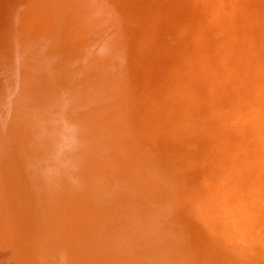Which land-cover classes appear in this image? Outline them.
I'll use <instances>...</instances> for the list:
<instances>
[{
  "label": "bare ground",
  "instance_id": "bare-ground-1",
  "mask_svg": "<svg viewBox=\"0 0 264 264\" xmlns=\"http://www.w3.org/2000/svg\"><path fill=\"white\" fill-rule=\"evenodd\" d=\"M12 6L4 11L5 20L0 22V110L6 108L5 120L0 118V140L9 141L14 151L0 147L4 153L0 158V211L10 210L12 197L18 199L15 204L21 208L22 190L29 194L30 203H40L46 176L53 168L66 186L71 185L66 169L75 168L76 163L82 164L85 160L83 157L68 160L66 155L76 152L81 139L94 133L93 130L112 128L110 120L99 112L94 113L90 122L68 120L87 104L86 85L100 92L97 102L103 112H110L119 105L126 106L130 118L147 112L142 117L147 124L151 122L149 115H164L171 123L170 129L174 127L169 135L183 141L184 150L189 147L190 137H195L199 147L197 155L199 158L204 155L206 161L200 164L187 161L192 168L188 170L191 182L208 180L206 190H211L202 198L203 187L192 186L187 193L178 196L176 204L180 207L186 204L185 212L193 215L203 232L208 225L206 214L214 213L213 216L220 218L219 228L214 227L219 233L210 224L207 236L197 238L205 242L211 240L217 245V242L226 243V230L232 228L233 232V228L242 223L246 224L245 228L250 227L248 222L260 229L264 227V214L257 218L249 216L248 220L247 216L242 218L240 209L235 218L229 215L227 218L220 211L221 202L225 206H235L237 201L232 199L237 189L225 174L239 190L243 189L245 205L248 204L253 212L264 213V206L259 203L260 198L264 204V184L259 183L255 188L243 182L245 179L259 181L260 174L264 175V0H13ZM62 26L49 43V33ZM93 44H96V56H92L91 62L97 60V64L103 65L102 75L85 76L72 70L75 58ZM9 80L16 92L23 91L36 112L29 114L14 107L9 100L12 98ZM141 93L145 95L140 98L137 95ZM12 109L18 111L17 119ZM43 113L52 114L50 118L45 117L46 124ZM55 122L62 124L61 129ZM135 134L118 135L119 142L111 150L103 146L92 151L96 157L86 161L90 169H99L107 176L91 173L94 195L88 200L75 195L74 203L65 196L62 204V223L67 228L63 234L65 239L58 238L51 230L43 233L38 240L43 264H62L61 260L93 264L92 259H88L91 249L87 241L99 242L96 241L98 234L107 236L106 229L122 225L116 221L115 214H122L114 212L116 202L97 193L99 188L105 189L111 199L118 198L124 207L126 198L119 197L112 182L125 175L124 169L131 171L133 168L124 166V156L133 154L130 151L133 146L127 144L139 142L147 147L152 144L144 134ZM163 142L160 139L157 144ZM216 154L221 155L218 164L213 160ZM18 159L25 174L18 168L21 167ZM200 177L203 178L198 179ZM227 182L230 185L219 190L222 196L211 193L217 185ZM2 183H5V194ZM201 203L217 207L203 215ZM5 223L11 234L14 225L10 219ZM1 233L0 213V237ZM213 234L217 237L213 238ZM249 242L251 248L241 247L248 258L245 260L249 264H264V255L257 252L251 235ZM198 250L202 251L201 247ZM26 255L32 263L35 258L30 254L29 244ZM225 260L231 263L235 259L225 257ZM189 261L188 264H192Z\"/></svg>",
  "mask_w": 264,
  "mask_h": 264
},
{
  "label": "rangeland",
  "instance_id": "rangeland-1",
  "mask_svg": "<svg viewBox=\"0 0 264 264\" xmlns=\"http://www.w3.org/2000/svg\"><path fill=\"white\" fill-rule=\"evenodd\" d=\"M12 1L13 0L0 1L1 3L0 22L5 20L6 15L4 11L13 8ZM62 28L63 26L61 28L56 27L54 33L53 32L49 33L48 35L50 36L49 43L52 38L54 40L55 35L58 33V31H60V29L62 30ZM39 42L40 41H38V43ZM42 42L45 45L44 41ZM52 45H55L54 42L52 43ZM89 47L85 49L78 57L75 58L74 62L72 63L71 69L78 71L82 74H85V76L89 74L102 75L103 65L97 64V60L91 62L92 56H96L95 54L96 44L91 45L90 49ZM51 48H53V46H51L50 49ZM0 52H1V48H0ZM12 83L13 82L9 80V90H11L12 93V98H9V100L13 101V104L15 105L14 107H16L17 110L20 109L21 111L28 112L29 114L36 112L37 110L33 108L32 105L29 104L27 98L23 95L22 93L23 91L16 92L12 86ZM84 91L86 96L88 97L87 104L84 105L82 108L76 110L74 117H70L68 118V120H73L74 122L75 121L79 122V120L81 122L82 121L90 122V120L93 118L94 113L99 112L101 113L103 118L110 120L109 126H112V128L109 129L108 131L93 130L94 133L90 132V134H87L86 137H83L81 139V142L78 148L76 149V152H73L70 155H66V158L68 160L70 159L77 160V159H81L82 157L85 160L84 162H82V164L76 163L75 168L71 167L66 169L67 174L71 179V185L66 186L64 179L61 177L59 172L55 168H53L46 176L45 185H44V197L40 203H30L27 200L29 194H27V192L24 193L22 190L20 197L23 199V203H21V208H20L15 204L18 199H13L11 194L12 202H11L10 210L8 211L7 208H3V210L0 211L2 218V233L0 237V264H43V261L40 260L42 253L38 246V240H40L43 233H45L48 230H51L58 238L63 239V241L65 239V237L63 238V234L65 230H67V228L62 223L63 222L62 204L65 199V196H69L74 203H76L75 195L79 199L88 200L92 197V195H94L91 190V186H92L91 173L98 172L101 174V176H107L104 172H102L99 169H90V165L86 161L90 158L96 157V154L92 153V151L94 149H97L98 147H103V146H107L111 150L112 146L119 142L117 136L120 134L124 136L125 132H131L133 135H137L135 133L144 134L147 138L148 143L151 142L152 144H149L148 147L146 146V144H140L139 142L127 144L129 146H133L130 150L133 154L132 155L127 154L126 156H124L123 158L124 166H133V168L131 169V171H129L128 168L124 169L123 173H125V175L121 176L122 178H120L119 176L118 181L112 182L113 185H115L114 187L117 189L119 197L124 200L126 198L124 207L122 206L123 202H120L118 198L111 199L110 193L107 192L105 189L99 188L98 190L97 195H100L106 200H111L112 202H116L117 205L114 206L115 208L114 212H122L121 216L118 215V213H116L117 215L115 214V217H117L116 221L119 220L118 223L120 222L119 224L122 225L116 224L113 226V223H110V225L112 224L113 228L106 229L105 232L108 233L107 236H102L98 234V236H96V241L99 240V242H94L93 244L90 241H87V243L89 244L88 247L89 249H91L90 251L91 258L88 257V259L90 260L92 259L93 264H99L100 262H102L100 264H120V263L141 264L142 262H143L142 264H146V263L163 264V262L164 264L165 262L167 264V261L169 262L170 260H171L170 263L173 264L174 259L176 264H181V263L185 264L184 261H186V263L188 264L187 261L189 260H190L189 262H191L192 264L193 263L194 264H226L227 262L225 260V257L229 259H235L232 260L233 262L230 261L231 263H227V264H245V263L247 264L248 262L245 260L247 256L245 255L243 249L251 248L249 242V235H251V239L255 243L254 247L256 248L257 252L261 255H264L262 254L264 253L263 226L260 229V227H255L252 224V222H248V225L250 227L245 228L246 224L242 223V226L240 225L239 227L233 228V232L231 230L232 228L229 227L230 229L226 230V236L228 232V237L227 238L225 237L226 243L223 242L222 244L221 242H217L216 245L214 244V242H211V240L205 242V240L202 241L197 237L207 236L209 231L208 226H210V224L211 227L213 226L212 228L214 227L219 228L220 222L218 221H220V218L213 216L214 215L213 212H212L213 214H209V215L206 214L204 217L208 222L207 223L208 225L205 226L203 232L198 228L199 224L197 223V220L193 217V215L190 212H185V208L187 207L186 204L184 203L182 207L176 204L178 201V196L187 193V189L190 187L192 189L193 188L192 186H194V188H200L201 186L203 187L201 192L202 198H206L207 193L205 194V192L211 190V188L206 190L207 184L209 183L208 180L206 181L203 180L201 183H194L196 182V180L195 181L193 180L191 182L192 176L188 170H192V168L187 164V161L189 160L194 161V163L196 164H200L203 160L206 161L204 155H202L201 158H199L197 155V152H199V147L194 136L190 137L189 147L186 150H184L182 147L183 141L176 140L174 136L169 135V133L172 132L174 127L172 126V128L170 129L171 123L166 119L164 115H158V114L149 115L148 117L152 123L149 122V124H147L143 120L144 118L143 115H145V113L147 112L139 113V115L135 119L130 118L126 114L127 113L126 106L119 105L113 108L110 112H103L101 111L100 105L97 102L100 92L86 85L84 86ZM143 95H145V93H141L137 96L141 98ZM5 110H6L5 107H3L2 110H0V118L3 121L5 120V115H4ZM12 111L15 113L17 119L18 111H15V109H12ZM51 115L52 114L50 113L49 114L43 113L42 114L43 122L45 123V117L50 118ZM1 119L0 121L2 123ZM55 124L59 129H61L62 127L61 123L55 122ZM201 128L202 127L200 126L199 129ZM33 136L35 137L36 140H38V137L36 135ZM160 139H163L164 142L161 144H157V142H159ZM0 147H3L4 149L7 147L9 151H12L14 153V151L12 150L13 145L9 141L8 143H5V140L4 141L0 140ZM2 153L3 152L0 151L1 159H2ZM3 157H4V153H3ZM220 159H221L220 154H216L213 157L214 162L217 164L220 162ZM18 161L21 164V167L20 165L18 166L19 170H21V172L23 171V174H25L22 167L23 166L22 162L19 159ZM62 162L63 160L61 159L60 163ZM239 173L243 174L244 171H240ZM223 175L237 189L236 190L237 193H233L234 197L232 198L235 200L237 199V201L235 202L236 204L234 203L235 206H231L230 204L227 203L231 207L225 206L221 202L220 203L222 205V207L220 208L221 213L227 218L228 215L231 218H235V214H237L240 209L242 218L247 216L248 220H249V216H253L254 218L262 216L264 213L253 212L248 204L245 205L244 197L246 195L243 194L244 193L243 189L239 190L230 177L226 176L225 174ZM176 176L179 179L176 180ZM260 176L261 179L259 181H256L255 179H245L243 180V182L251 187L257 188L259 183L264 184V175L260 174ZM201 178L203 177H200L198 179ZM219 178L220 179L218 180V182L221 181V177ZM229 182L225 184L217 185L211 193L217 196H222L219 195V190L228 187L230 185ZM24 183L26 187V182ZM4 184L2 183L1 185L4 189V194H5L6 191ZM259 203L261 206H264L260 198H259ZM201 204H202L201 212L203 215L206 211L209 210L212 211L213 208L217 207L209 203H201ZM125 208L127 209L125 210ZM159 216H161L162 218ZM120 217L122 219H124V217L127 218L126 220H122ZM8 218L11 220L12 224L14 225V229L11 234L9 233L7 229V225L5 223L7 220H9ZM182 220L184 221V223ZM125 221H127V223ZM210 221L212 222L210 223ZM126 225H129L130 229ZM175 227L176 229L179 228L180 230H176ZM118 228H120L121 231ZM217 228L214 229H216V233H219L217 231ZM126 230L129 232V234H127L128 232ZM171 230L174 232L176 230L177 231L175 232L176 234ZM114 234H116L117 237ZM119 234L121 235L120 237ZM122 235L124 236L126 235V236L122 237ZM133 236L135 237L134 239ZM212 236L213 238L217 237L214 234ZM113 237L115 238L113 239ZM168 237L170 238L168 239ZM171 237L172 238L176 237V238L172 239ZM120 238L122 241H120ZM228 238L231 240H229ZM227 239L229 241H227ZM4 240L6 242L5 245H3ZM113 240L114 242H111ZM143 242L144 245L146 244L145 245L146 247L142 244ZM228 243L229 245H227ZM28 244L30 247V254H33V257L35 258L33 259L32 263L31 261L29 262L28 259L29 257L27 258L26 255L28 254ZM117 244L119 245V247L116 246ZM239 246L240 248L242 247L243 249L241 248L240 250ZM152 247L156 249L152 250ZM200 247L202 251L198 250L200 249ZM112 248L113 250H111ZM208 248L210 249L209 252H208ZM116 249L119 250L117 251ZM129 249L135 251L139 250V251L138 253L137 252L134 253L135 251L131 252V250ZM179 249H181L183 253ZM213 249L215 250V252H213ZM167 251L169 253H167ZM170 251L173 253H170ZM174 253L177 255H174ZM139 254H141V256H139ZM149 254L151 257L148 256ZM167 254L169 255L166 257ZM161 255H163L167 259L163 258V256L161 257ZM180 255L181 256L183 255L184 257V258L182 257L183 259H189V260L181 259ZM239 255L241 259L239 258ZM177 256L180 258V259L178 258L179 262L177 260ZM146 257H149V259ZM165 259L166 261H164ZM72 260H75V258ZM182 260L184 263L182 262ZM61 263L77 264L71 261L62 262V260Z\"/></svg>",
  "mask_w": 264,
  "mask_h": 264
}]
</instances>
